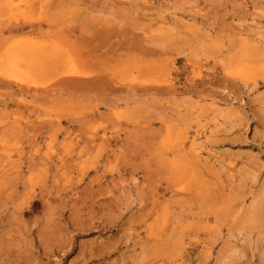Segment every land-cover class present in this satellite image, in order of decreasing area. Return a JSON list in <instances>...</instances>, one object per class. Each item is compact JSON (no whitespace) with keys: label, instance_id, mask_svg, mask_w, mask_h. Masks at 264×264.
Instances as JSON below:
<instances>
[{"label":"rangeland","instance_id":"374dc122","mask_svg":"<svg viewBox=\"0 0 264 264\" xmlns=\"http://www.w3.org/2000/svg\"><path fill=\"white\" fill-rule=\"evenodd\" d=\"M0 31V264H264V0H0ZM41 44L73 61L2 62Z\"/></svg>","mask_w":264,"mask_h":264},{"label":"bare ground","instance_id":"6f19581e","mask_svg":"<svg viewBox=\"0 0 264 264\" xmlns=\"http://www.w3.org/2000/svg\"><path fill=\"white\" fill-rule=\"evenodd\" d=\"M167 24V23H166ZM104 27V26H103ZM103 27H101V29H100V32H101V30L103 29L104 30V28ZM118 27H119V25H118ZM121 28H122V26H120ZM125 28H127L128 29V27L126 26ZM26 29H29V31H28V34H34L35 32H37L38 31V33L41 35L42 33H41V27L40 26H38V27H35V26H30L29 28H26ZM117 29H119V28H117ZM124 29V28H123ZM127 29H124V31H127ZM139 29V28H138ZM3 30V29H2ZM5 30H7L8 32H9V34H12V35H14V34H17V33H22L24 30H25V27L23 26V25H16V26H13L12 28H9V29H5ZM5 30H4V32H5ZM75 30V29H74ZM103 30H102V32H103ZM110 30V29H109ZM135 30V29H134ZM69 31H72V29H70ZM68 31V32H69ZM1 32V31H0ZM3 32V33H4ZM64 32H67L66 30H64ZM105 32H106V30H105ZM113 32H115V31H113V29H112V31H110L109 33H113ZM119 32V31H118ZM121 32H122V30H121ZM127 32H130L131 33V31H127ZM48 35H49V32H46ZM95 33V32H94ZM108 33V34H109ZM115 33H117V31L115 32ZM126 33V32H125ZM135 33V32H134ZM2 34V33H1ZM103 34V33H102ZM114 34V33H113ZM137 34V33H136ZM174 34V33H173ZM47 35V36H48ZM96 35V34H95ZM106 35H107V32H106ZM117 35H118V33H117ZM134 35V34H133ZM71 36V35H70ZM94 36V35H93ZM102 36V35H101ZM101 36H99L100 38H102ZM118 36H121V35H118ZM155 36V35H154ZM49 37V36H48ZM90 37H91V35H90ZM89 37V38H90ZM109 37V36H108ZM112 37V36H111ZM139 37H140V35H139ZM153 37V36H152ZM114 38V37H113ZM112 38V39H113ZM64 39H66V38H64ZM86 39H88V38H86ZM93 39H94V37H93ZM95 39H96V37H95ZM110 39V38H109ZM124 39H125V37H124ZM136 39V38H135ZM157 39V38H156ZM159 39V38H158ZM6 40V39H5ZM62 40H63V38H62ZM97 41H99L98 39H96ZM95 40V41H96ZM102 40V39H101ZM144 40H146V39H144ZM8 41V40H7ZM18 41V40H17ZM77 41V40H76ZM78 41H82V43L83 42H85V41H83V40H79L78 39ZM88 41V40H87ZM93 41V40H92ZM103 41V40H102ZM129 41H130V39H129ZM156 41V40H155ZM89 42V41H88ZM131 42H133L134 43V41H132L131 40ZM135 42H136V40H135ZM146 42H148V41H146ZM149 42H150V40H149ZM18 43V45H19V42H17ZM23 43V42H22ZM93 43V42H92ZM99 43V42H98ZM104 43V42H103ZM107 43H108V40H107ZM127 43H128V41H127ZM140 43H142L143 44V42H142V40H141V42ZM0 44H1V42H0ZM15 44V43H14ZM100 44V43H99ZM102 44V43H101ZM112 44H114V43H112ZM122 45L121 43H117L116 42V45ZM144 44H146V43H144ZM148 44V43H147ZM6 45V44H5ZM17 45V46H18ZM87 45H89V44H86V46ZM98 45V44H97ZM96 45V46H97ZM108 45V44H107ZM133 45V44H132ZM136 45V44H135ZM99 46V45H98ZM141 46H143V45H141ZM0 47H2V45H0ZM20 47H21V45H20ZM88 47V46H87ZM114 47V46H113ZM113 47H111V49H113ZM119 47V46H118ZM122 47V46H121ZM33 48V47H32ZM96 48V47H95ZM94 48V49H95ZM125 49H126V47H124ZM131 48H132V46H131ZM23 48L21 47V50L20 51H23L22 50ZM94 49L92 50V51H94ZM109 50H111L110 48H108ZM149 49V48H148ZM150 49H152V48H150ZM34 50V51H33ZM32 51H30V52H28V50L26 49V51H23L22 53H20L19 54V57H16L15 59H11V58H9L8 56H10V53H9V50H8V52H7V54H6V56L5 57H3L2 58V62H3V64L5 65V64H12V66H11V70H15V71H26V72H31V71H38V72H41V73H43V74H45V75H49V74H54V73H56L58 70H59V68L61 67V66H63L64 65V63L66 64V61H68L67 62V64L65 65V67H68V64L71 62V61H73V60H71L70 62H69V60L70 59H72L73 58V56H72V53L70 52V51H62V50H59V49H55V47H53V45H49V44H41L40 46L38 45L37 46V49H33ZM152 50H154V51H156V49L153 47V49ZM152 50L150 51V52H152ZM89 51V50H88ZM129 51V50H128ZM140 51V50H139ZM139 51H137V52H139ZM250 51V50H249ZM91 52V51H90ZM96 52V51H95ZM104 52H106V51H104ZM103 52V53H104ZM113 52H114V50H113ZM117 52V51H116ZM130 52V51H129ZM157 52V51H156ZM156 52H155V54H156ZM161 52V51H160ZM89 53V52H88ZM154 53V52H153ZM104 54H106V53H104ZM112 54V53H111ZM115 54V53H114ZM157 54H158V52H157ZM160 54V53H159ZM84 55V54H83ZM69 56V57H68ZM150 56H151V54H150ZM66 57H68V59H66ZM70 58V59H69ZM109 59V58H108ZM65 60V61H64ZM64 61V62H63ZM63 63V64H62ZM72 65L74 66V64L72 63ZM71 65V67L73 68V66ZM70 67V66H69ZM70 72V71H69ZM110 73V72H109ZM71 74H73V75H71ZM105 74V73H104ZM16 75V74H15ZM56 75H57V73H56ZM107 75V74H106ZM23 76V75H22ZM64 78H62V79H60V83H71V84H69V85H74V82H76V80H77V78L78 77H74V76H76L74 73H72V71L70 72V73H64L63 75H62ZM112 76V75H111ZM17 77H18V75H17ZM21 77V76H20ZM90 77H92V76H90ZM95 78H93V79H89L88 81H87V79L85 78V79H83V81L84 82H82V83H90L91 82V84H93L92 83V81L91 80H95L96 79V76H94ZM97 77H99L98 75H97ZM101 77V76H100ZM97 78L96 80L97 81H94L95 83L96 82H98L99 84H100V86H104V85H106V84H109L110 82H111V80H112V78H106L107 76H102V78ZM109 77H110V75H109ZM1 79H2V77H0ZM73 78L75 79L76 78V80H73ZM3 79H5V80H7V82L8 81H10V80H8L7 78H3ZM3 79L2 80H0V86L2 85H4V86H10L9 84L10 83H7L6 81H3ZM82 79V78H81ZM113 80H116V79H113ZM12 81V80H11ZM15 82H17L18 84H19V82L18 81H16V80H14ZM85 81H87V82H85ZM107 81H108V83H107ZM22 82V81H21ZM16 83V84H17ZM77 83H79V84H81V82L79 81V80H77V82L75 83V85L77 84ZM94 83V84H95ZM13 84V83H12ZM11 84V85H12ZM91 84H89V85H91ZM78 85V84H77ZM14 86H15V84H14ZM97 86H98V84H97ZM11 87V86H10ZM9 87V88H10ZM78 87V86H77ZM80 87H81V85H80ZM86 87V86H85ZM88 87V86H87ZM106 88H107V86H105ZM104 87V88H105ZM109 87V86H108ZM147 87H150V86H147ZM193 87V86H192ZM18 89H19V92H20V94L21 93H26V91L22 88V87H20L19 88V85H18V87H17ZM70 88H72V87H70ZM103 88V87H102ZM101 88V89H102ZM113 88V87H112ZM139 88V87H138ZM156 88V87H155ZM2 89H4V88H2ZM76 89V88H75ZM88 89V88H87ZM100 89V88H99ZM111 89V88H110ZM119 89V88H118ZM134 89V88H133ZM133 89L131 88V91H133ZM148 89V88H147ZM146 89V92L148 91ZM151 89H153V88H151ZM157 89V88H156ZM82 90V89H81ZM105 90V89H104ZM111 90H113L114 92V94L116 93L115 92V89L113 88V89H111ZM111 90H109V91H111ZM125 90V89H124ZM129 90V89H128ZM154 90V89H153ZM161 90H162V88H161ZM165 90V89H164ZM167 90V89H166ZM108 90H106V92H107ZM144 91V90H143ZM142 91V92H143ZM157 90H155L154 92H156ZM117 92L118 93H120L121 91L119 90H117ZM123 92V91H122ZM137 92V91H136ZM111 93V92H110ZM112 93V94H113ZM127 93H128V91H127ZM133 93V92H132ZM139 93V92H138ZM149 93V92H148ZM153 93V92H152ZM162 93V92H161ZM135 94V93H134ZM140 94V93H139ZM142 94V93H141ZM131 95V94H130ZM130 95H128V96H130ZM143 95H144V92H143ZM142 95V96H143ZM149 95H151V93L149 94ZM141 96V97H142ZM147 96V95H146ZM158 96V95H157ZM114 97V96H113ZM131 97V96H130ZM129 97V98H130ZM140 97V96H139ZM112 97H110V99H111ZM132 98V97H131ZM143 98H144V96H143ZM159 98V97H158ZM113 99V98H112ZM117 99V98H116ZM119 99V98H118ZM138 99V98H137ZM160 99V98H159ZM120 100H122V98H120ZM120 100H118V101H120ZM124 100V99H123ZM126 101V100H125ZM113 102H115V101H113ZM142 102V101H141ZM140 102V103H141ZM111 103V102H110ZM128 103V102H127ZM132 103V102H131ZM143 103V102H142ZM111 104H113V103H111ZM117 104V103H116ZM72 124V123H71ZM142 128V127H141ZM148 128V127H147ZM150 128H148V130H149ZM145 130V129H144ZM183 150V149H182ZM185 150V149H184ZM179 152V151H178ZM174 153H176V152H174ZM187 156V155H186ZM197 156V155H196ZM188 157V156H187ZM198 158V157H197ZM194 196V195H193ZM23 201H25V200H23ZM23 203V202H22ZM21 206H24V204L22 205L21 204ZM235 207V206H234ZM7 220V219H6ZM11 225H12V223H11ZM10 228H11V226H10ZM10 228H8V229H10ZM7 229V228H6ZM3 231V230H2ZM6 231V230H5ZM12 231V230H11ZM1 232V231H0ZM7 232V231H6ZM5 232V233H6ZM13 232V231H12ZM2 233V232H1ZM0 233V234H1ZM8 234H12L11 232L10 233H7V235ZM43 234V233H42ZM44 235V234H43ZM42 235V236H43ZM1 236V235H0ZM39 236H41V235H39ZM41 236V237H42ZM2 237V236H1ZM1 237H0V240H1ZM9 237H10V235H9ZM4 239L6 238V235H5V237H3ZM3 239V240H4ZM42 239V238H41ZM12 240V239H11ZM40 240V239H39ZM42 240H44V238L42 239ZM41 241V240H40ZM7 242V244H8V241L6 240L3 244H5ZM43 242V241H42ZM1 243V242H0ZM2 244V243H1ZM6 245V244H5ZM10 245H13V244H10ZM44 245H45V243H44ZM7 246H9V244L7 245ZM13 246H15V245H13ZM11 246H9V248L7 247V249H5V250H3L4 248H6V246H4L3 245V247H2V252L4 253L3 254V256L4 257H6L5 259L7 260L8 258L9 259H13V257H11L12 255H14L15 256V254L17 253V251H15L14 252V250L12 249V248H10ZM16 249V248H15ZM44 249V248H43ZM13 250V251H12ZM17 250V249H16ZM25 251V250H24ZM21 251H19V253H20ZM25 252H27V251H25ZM14 253V254H13ZM22 253V255L24 254L23 252H21ZM17 255V254H16ZM18 255H21V254H18ZM26 255V254H25ZM25 255L23 256V257H25ZM2 256V255H1ZM27 256H28V253H27ZM26 256V257H27ZM3 257V258H4ZM8 257V258H7ZM19 257V256H18ZM16 258V259H19V258ZM9 259H8V261H9ZM28 259H31V258H28ZM6 260H4V261H6ZM14 260V259H13ZM20 260V259H19ZM24 260H26L25 258H24ZM2 261H3V259H2ZM3 261V262H4ZM29 262V261H28ZM13 263V262H12ZM15 264H16V261L14 262ZM18 263H20V262H18ZM30 263V262H29ZM22 264H26V262H23ZM33 264V263H32Z\"/></svg>","mask_w":264,"mask_h":264}]
</instances>
